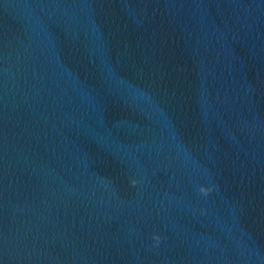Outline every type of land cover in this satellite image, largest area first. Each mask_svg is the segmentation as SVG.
<instances>
[{
    "label": "water",
    "instance_id": "obj_1",
    "mask_svg": "<svg viewBox=\"0 0 264 264\" xmlns=\"http://www.w3.org/2000/svg\"><path fill=\"white\" fill-rule=\"evenodd\" d=\"M0 264H264V0H0Z\"/></svg>",
    "mask_w": 264,
    "mask_h": 264
},
{
    "label": "clouds",
    "instance_id": "obj_2",
    "mask_svg": "<svg viewBox=\"0 0 264 264\" xmlns=\"http://www.w3.org/2000/svg\"><path fill=\"white\" fill-rule=\"evenodd\" d=\"M133 183H135V181H133ZM201 191H206V190L202 188Z\"/></svg>",
    "mask_w": 264,
    "mask_h": 264
}]
</instances>
